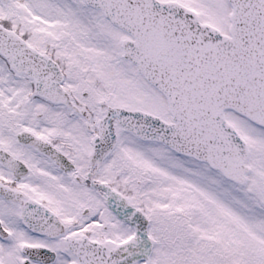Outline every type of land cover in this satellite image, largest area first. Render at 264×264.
<instances>
[{"label": "snow or ice", "instance_id": "6c2138e0", "mask_svg": "<svg viewBox=\"0 0 264 264\" xmlns=\"http://www.w3.org/2000/svg\"><path fill=\"white\" fill-rule=\"evenodd\" d=\"M0 264H264V0H0Z\"/></svg>", "mask_w": 264, "mask_h": 264}]
</instances>
